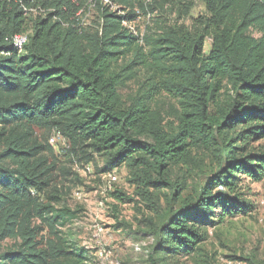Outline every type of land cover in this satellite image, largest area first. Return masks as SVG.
Listing matches in <instances>:
<instances>
[{"label": "trees", "instance_id": "16d2710c", "mask_svg": "<svg viewBox=\"0 0 264 264\" xmlns=\"http://www.w3.org/2000/svg\"><path fill=\"white\" fill-rule=\"evenodd\" d=\"M107 1L23 0L46 11L31 17L0 2V247L15 241L0 264H89L68 228L78 212L57 183L79 182L69 165L94 155L110 171L130 167L152 211L167 191L147 264H164V253L197 254L204 229L216 225L214 210H251L231 196L244 176L264 178V0H198V17H190L193 1ZM168 3L170 23L157 21L144 35L128 27ZM92 7L98 20L89 25ZM25 33L20 52L11 41ZM131 83L136 91L123 93ZM166 101L170 122L161 113ZM53 132L67 143L62 164ZM194 149L216 159L218 171L185 196Z\"/></svg>", "mask_w": 264, "mask_h": 264}, {"label": "rangeland", "instance_id": "374dc122", "mask_svg": "<svg viewBox=\"0 0 264 264\" xmlns=\"http://www.w3.org/2000/svg\"><path fill=\"white\" fill-rule=\"evenodd\" d=\"M154 0H146L152 3ZM162 3V0H157ZM177 2L193 1L194 8L190 17H198L205 13L204 6L198 0H174ZM104 4H108L104 0ZM171 3L165 5L164 11L141 16L135 24L128 27L144 35L148 29L157 30L156 22L170 23L174 15H170ZM116 9V7H115ZM85 23L95 24L98 20L96 8L92 7L86 13ZM159 17V18H157ZM186 25L191 24V18L184 20ZM212 39L205 43V54H209ZM138 85L131 83L123 93L136 91ZM168 101L161 106V113L166 122L173 121L170 115ZM55 148L61 159L62 143ZM263 144V143H262ZM193 160L190 164L193 172L188 176L184 195L196 194L197 188L205 184L208 177L217 173V160L209 153L194 149ZM71 172L77 175L79 182L70 183L58 179V187L66 193L64 199L68 205L78 212L77 219L68 225L74 233L76 245L84 249L90 257L89 264H147V254L153 243L149 238L162 225L167 205V191L161 192L160 208L158 212L150 210L137 192L133 182L132 169L126 165L110 171L106 157L94 155L91 162L69 165ZM86 168L90 170L87 171ZM184 166L175 170V177H182ZM109 174H113L118 181L110 184ZM73 180L74 178L71 177ZM64 184V186L62 185ZM221 190V189H219ZM222 191V190H221ZM232 194L238 202L250 207L248 214L237 216L224 215L222 209H216L212 220L215 226H208L204 230L207 234L201 250L190 257L179 254L164 253L161 258L164 264H264V178L260 182H252L244 176L238 185V192ZM173 204H176L173 202ZM177 208L178 204L175 205ZM224 215V216H223ZM223 221V222H222ZM33 227H42L41 222L34 221ZM98 227L104 229V235L98 240L95 238ZM156 235V234H155ZM47 233L41 232L39 240L44 243ZM43 239V240H42ZM15 243L6 240L0 247V253ZM44 246V244H43ZM100 249L105 250V256H100ZM246 259L249 260L246 261Z\"/></svg>", "mask_w": 264, "mask_h": 264}, {"label": "built area", "instance_id": "2783aa9c", "mask_svg": "<svg viewBox=\"0 0 264 264\" xmlns=\"http://www.w3.org/2000/svg\"><path fill=\"white\" fill-rule=\"evenodd\" d=\"M4 1H8V2H12L14 1L16 4L19 5V7L24 11L25 15L28 17L31 16H45L46 15V11L43 10L40 7H29L27 5H25V3L23 2V0H0V2H4ZM29 41V33H25V34H20V35H16L13 37L12 39V45L13 47L18 50V51H23L24 47L27 45ZM58 143H62L64 147H67V143L66 140L62 137V135L58 132H53V135L50 137L49 139V144L53 147H57L59 144ZM87 171H89V168H86ZM109 183L113 184L115 182L118 181V178L113 175V174H109ZM104 235V229L101 227H98L96 234H95V238L98 240L99 242V238ZM105 250L100 249V256L104 257L105 256ZM107 255V253H106Z\"/></svg>", "mask_w": 264, "mask_h": 264}]
</instances>
